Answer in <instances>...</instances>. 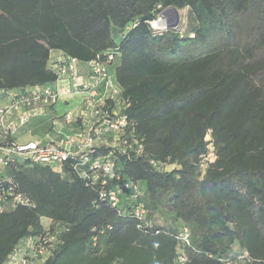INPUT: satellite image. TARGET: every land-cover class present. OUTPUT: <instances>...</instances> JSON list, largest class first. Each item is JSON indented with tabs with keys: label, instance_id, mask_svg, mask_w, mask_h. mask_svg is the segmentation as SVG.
<instances>
[{
	"label": "trees",
	"instance_id": "16d2710c",
	"mask_svg": "<svg viewBox=\"0 0 264 264\" xmlns=\"http://www.w3.org/2000/svg\"><path fill=\"white\" fill-rule=\"evenodd\" d=\"M169 7L186 29L155 32ZM53 52L107 65L127 143L61 171L2 166L30 205L0 202V264L43 220L58 239L45 264H264V0H0V93L56 83ZM109 156L120 180L93 169Z\"/></svg>",
	"mask_w": 264,
	"mask_h": 264
},
{
	"label": "built area",
	"instance_id": "2783aa9c",
	"mask_svg": "<svg viewBox=\"0 0 264 264\" xmlns=\"http://www.w3.org/2000/svg\"><path fill=\"white\" fill-rule=\"evenodd\" d=\"M150 26L155 32L166 31L163 26V12L157 20L150 22ZM112 58V55H109V60ZM83 68L89 71L87 78L81 76ZM54 69L59 75L56 83L32 87L23 92L7 93L8 102L0 103V169L14 158H23L31 159L36 164L48 165L54 171H61L63 163L70 159L80 160L81 165L90 162V154L99 146L115 148L121 144L126 145L127 141L122 138L126 135L129 123L126 117L122 116L121 109L110 108V100H118L120 89L107 65L99 61L83 64L75 58L61 56L54 64ZM101 82L105 90L100 89ZM71 95L79 98V115L75 116L71 111L59 115L55 106L61 100L68 104L67 98ZM50 107L53 109H49ZM47 116L58 128L50 127V130L58 135V139L47 135L46 139L39 141H20L19 131L22 128ZM15 136L18 138L8 144L10 138ZM1 143L5 145L1 146ZM110 158L109 156L105 160L96 161L93 169L120 180L114 172V163ZM215 159L211 146L201 167L206 168L207 164ZM82 175L85 177L87 174ZM104 183L106 184L105 181ZM130 188L129 184L124 185V189ZM121 192L120 186L117 191L109 193L113 205L118 203ZM9 196L12 197L14 205H30L29 200L21 194L14 195L4 187L0 174V202L6 201ZM144 213V210H138L139 216ZM50 226L46 234L21 241L6 264H45L58 243L57 235L50 231ZM182 239L187 244L190 243L187 230ZM180 261L184 262L185 258L181 257Z\"/></svg>",
	"mask_w": 264,
	"mask_h": 264
},
{
	"label": "rangeland",
	"instance_id": "374dc122",
	"mask_svg": "<svg viewBox=\"0 0 264 264\" xmlns=\"http://www.w3.org/2000/svg\"><path fill=\"white\" fill-rule=\"evenodd\" d=\"M180 16H181V22L180 26L177 28L178 31H184L186 29V24H187V17H188V9H183L179 11ZM87 69V68H86ZM112 74V72H110ZM89 75V71L84 70V68L81 71V76L83 78H87ZM100 89L105 90V87L103 86V82L100 84ZM69 100V103L66 104L64 100H61L57 103L55 106L56 111L58 112L59 115H62L68 111H71L74 113L75 116L79 115V110L80 107L77 108L79 104V98L78 96L71 95L70 97L67 98ZM59 120V119H58ZM54 127L55 129H58L57 126L52 123L50 120L43 121V122H37L35 123L32 121L31 123L27 124L24 128H22L19 132L20 134V141L26 142L30 140H35L39 141L42 139H46L47 135L51 137H55L54 139H58V135L52 132L50 130V127ZM54 135V136H53ZM172 168H169V170ZM43 224L46 228H49L50 226V221L49 220H43ZM239 264H247L245 260H241Z\"/></svg>",
	"mask_w": 264,
	"mask_h": 264
},
{
	"label": "water",
	"instance_id": "95a60500",
	"mask_svg": "<svg viewBox=\"0 0 264 264\" xmlns=\"http://www.w3.org/2000/svg\"><path fill=\"white\" fill-rule=\"evenodd\" d=\"M181 16L175 7H169L163 11V26L165 30H175L180 26Z\"/></svg>",
	"mask_w": 264,
	"mask_h": 264
},
{
	"label": "crops",
	"instance_id": "0c3cea01",
	"mask_svg": "<svg viewBox=\"0 0 264 264\" xmlns=\"http://www.w3.org/2000/svg\"><path fill=\"white\" fill-rule=\"evenodd\" d=\"M61 53L60 52H53L52 53V56H54V57H59V56H61L60 55ZM84 70H87L86 68H84ZM8 101H7V95L5 94V93H0V103H3V104H5V103H7ZM67 104V103H66Z\"/></svg>",
	"mask_w": 264,
	"mask_h": 264
}]
</instances>
